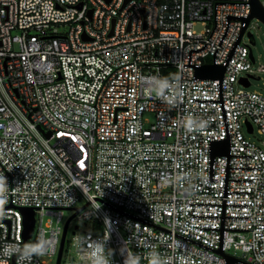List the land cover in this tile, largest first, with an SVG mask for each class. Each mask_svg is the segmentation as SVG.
Masks as SVG:
<instances>
[{
	"label": "built area",
	"instance_id": "1",
	"mask_svg": "<svg viewBox=\"0 0 264 264\" xmlns=\"http://www.w3.org/2000/svg\"><path fill=\"white\" fill-rule=\"evenodd\" d=\"M249 15L248 0H0V264H56L79 207L59 264H264V141L242 133L264 134V95L235 88L264 74ZM206 64L222 79L196 77Z\"/></svg>",
	"mask_w": 264,
	"mask_h": 264
},
{
	"label": "water",
	"instance_id": "2",
	"mask_svg": "<svg viewBox=\"0 0 264 264\" xmlns=\"http://www.w3.org/2000/svg\"><path fill=\"white\" fill-rule=\"evenodd\" d=\"M127 1L129 0H126V2ZM248 1L250 4V15L246 19H244L245 27L250 22V20L255 17L259 18L260 20L264 22V7L261 5L260 0H248ZM245 27L242 29L240 36L243 34ZM225 68H226V64H223V65L206 64V65H203L201 68L197 69L195 72V75L196 77L202 78V79H222L224 72H225ZM241 82L245 83L246 86L249 85L247 82V79L245 78L241 79ZM248 131L252 132V128L250 127V125H248ZM228 153H229L228 140L221 141V142H214L212 144V157H214L215 155H228ZM82 209L83 207L76 208L75 214L79 213ZM23 214H24V237L27 239L31 236L33 227H34V210L31 208L23 209ZM71 218L67 221L65 225V229L63 231L56 264L60 263V258H61V254L63 250L64 241H65L67 226ZM225 257L227 259L228 264H232L236 260L235 258L227 256V255H225Z\"/></svg>",
	"mask_w": 264,
	"mask_h": 264
},
{
	"label": "rangeland",
	"instance_id": "3",
	"mask_svg": "<svg viewBox=\"0 0 264 264\" xmlns=\"http://www.w3.org/2000/svg\"><path fill=\"white\" fill-rule=\"evenodd\" d=\"M197 30H201L200 27H197ZM249 31L251 32L253 38H254V45L251 47L253 56L256 60L255 64H253V68L256 69L257 65L259 63H264V22L260 20L259 18H252L250 22V28ZM243 42H248L247 37L245 36L243 38ZM255 78L251 79V85L248 87H244L240 84H235L236 89H244L248 91H257L260 94L264 95V74H254ZM260 78H257V77ZM147 119L152 120L153 117L151 115L146 116ZM242 133L246 138H248L250 141L256 143L257 145L262 146V142L264 141V134H261L258 132L257 128L253 130V132H249L245 125L242 126ZM263 147V146H262ZM264 148V147H263ZM65 218L70 216V212H65ZM79 225L80 229L84 228L83 223H79L78 221H73V225ZM73 227L68 229L67 232V240H70L72 237ZM239 255V254H238ZM51 264V263H49Z\"/></svg>",
	"mask_w": 264,
	"mask_h": 264
},
{
	"label": "clouds",
	"instance_id": "4",
	"mask_svg": "<svg viewBox=\"0 0 264 264\" xmlns=\"http://www.w3.org/2000/svg\"><path fill=\"white\" fill-rule=\"evenodd\" d=\"M154 84L156 85L158 92L160 94L164 93V90L170 87L169 82L167 79H158L154 78ZM193 121H189V128L191 129ZM47 241L46 240H39L37 242L28 243L23 247V254L26 257H31L32 255H43L47 251ZM124 264H138L137 258L135 256L126 257ZM151 264H162L160 261L158 254H153V259Z\"/></svg>",
	"mask_w": 264,
	"mask_h": 264
}]
</instances>
